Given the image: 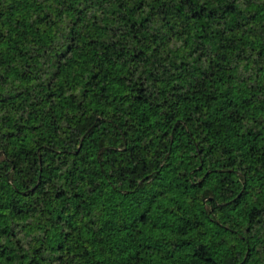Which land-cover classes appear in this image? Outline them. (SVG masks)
<instances>
[{
  "label": "trees",
  "instance_id": "1",
  "mask_svg": "<svg viewBox=\"0 0 264 264\" xmlns=\"http://www.w3.org/2000/svg\"><path fill=\"white\" fill-rule=\"evenodd\" d=\"M0 264H264V0H0Z\"/></svg>",
  "mask_w": 264,
  "mask_h": 264
}]
</instances>
